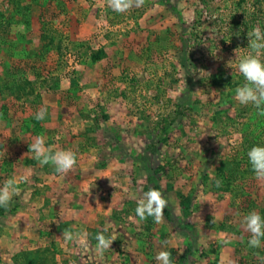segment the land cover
<instances>
[{
    "label": "rangeland",
    "instance_id": "obj_1",
    "mask_svg": "<svg viewBox=\"0 0 264 264\" xmlns=\"http://www.w3.org/2000/svg\"><path fill=\"white\" fill-rule=\"evenodd\" d=\"M246 1L143 0L117 12L110 0H0V183L32 173L0 208V264H163L161 251L172 264H264L240 222L264 215V180L247 159L264 144V113L234 98V50L264 28ZM37 135L75 151L67 175L33 159ZM149 191L167 202L160 222L137 214ZM76 207L90 212L74 217ZM59 224L112 244L59 245ZM41 235L51 247L31 248Z\"/></svg>",
    "mask_w": 264,
    "mask_h": 264
},
{
    "label": "clouds",
    "instance_id": "obj_2",
    "mask_svg": "<svg viewBox=\"0 0 264 264\" xmlns=\"http://www.w3.org/2000/svg\"><path fill=\"white\" fill-rule=\"evenodd\" d=\"M135 3L140 6L143 0H110V6L114 11L125 12ZM239 35V33H237ZM248 45L243 53H236V68L243 83L235 88L234 98L242 106L251 105L261 113H264V28L254 27L247 32ZM231 67V66H230ZM48 114L46 106L41 107L34 113V119L43 121ZM29 151L33 154V159L41 164L51 163L58 174H65L71 170L77 162L76 153L72 149H58L53 151L46 143L43 135H37L29 143ZM248 163L251 166L252 173L257 180H264V144H255L247 151ZM31 171L24 170L19 173H13L8 179L0 183V208L10 206L13 198L20 194L21 184H27L31 180ZM220 181L216 180V186H220ZM146 200V202H145ZM145 200L140 201L137 214L143 219L145 213L153 216L156 222L163 218V209L166 206V200L157 191H149L145 194ZM242 226L249 233L247 245L253 249L264 247V215L256 211H250L242 216ZM215 223V219H213ZM66 241H76L81 246H86V240L78 231L71 229L62 233ZM97 246L103 250L111 246L112 241L103 234L96 236ZM224 244L230 243L227 238L223 239ZM156 259L163 264H172L170 253L161 251Z\"/></svg>",
    "mask_w": 264,
    "mask_h": 264
},
{
    "label": "crops",
    "instance_id": "obj_3",
    "mask_svg": "<svg viewBox=\"0 0 264 264\" xmlns=\"http://www.w3.org/2000/svg\"><path fill=\"white\" fill-rule=\"evenodd\" d=\"M50 115V114H49ZM45 126H46V124H47V122L45 121ZM30 142V141H29ZM65 175H67V174H65ZM59 176H62L61 174H59ZM59 176L58 177H55L56 179H58L59 178ZM81 177H80V175L78 176V175H73V179L71 178V177H64V179L65 180H68L69 181V183L70 184H73L74 183V181H78V180H81L80 179ZM57 181V180H56ZM54 184H57L58 186H60L61 184L57 181V182H53ZM88 208V207H87ZM54 210V209H53ZM90 211L88 210V211H85L84 209H80V208H74L73 210H71V215H73L74 217H76V215H82L81 213H84V214H88ZM53 213V212H52ZM57 234H59V238L60 239H62V243H60L59 241V245H62V246H64V244H65V242H67L68 243V241H66L65 239H64V237H63V235H62V233L65 231V230H68V229H71V230H73L74 232H76V231H78V232H80L82 235L83 234H85L87 237V239H86V244L88 245V244H95V243H97V241H95V237L93 236V234H94V230H92L91 229V227H89V226H83V228H79L78 230L74 227V226H72V225H70V227H67V226H64V225H62V224H59L58 226H57ZM37 230V232H38V229H36ZM39 232L41 233V234H45L46 233V231L43 229V228H40V230H39ZM43 235H41L42 237L40 238V240L38 241L39 243H37V244H35L36 243V241H34L33 243L34 244H31V248H37L38 246H40V245H42L43 247L44 246H46V244L48 245V247H51V242H45L44 240L42 241V238H44L43 237ZM71 242H73V241H71ZM38 244H40V245H38ZM89 246V245H88ZM85 247H87V246H85ZM78 248H83V246H81V247H78ZM71 260H73L72 258H71ZM74 262V261H73Z\"/></svg>",
    "mask_w": 264,
    "mask_h": 264
},
{
    "label": "trees",
    "instance_id": "obj_4",
    "mask_svg": "<svg viewBox=\"0 0 264 264\" xmlns=\"http://www.w3.org/2000/svg\"><path fill=\"white\" fill-rule=\"evenodd\" d=\"M240 5L248 3L246 0H238ZM250 4V8L249 10L246 11V8H243V10L245 9V14L248 15L250 18L253 19V21L258 22L259 25H261L263 19H264V0H250L249 2ZM244 7V6H243Z\"/></svg>",
    "mask_w": 264,
    "mask_h": 264
}]
</instances>
